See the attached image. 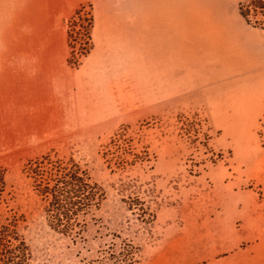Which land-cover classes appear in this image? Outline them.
<instances>
[{
    "label": "rangeland",
    "instance_id": "1",
    "mask_svg": "<svg viewBox=\"0 0 264 264\" xmlns=\"http://www.w3.org/2000/svg\"><path fill=\"white\" fill-rule=\"evenodd\" d=\"M246 3L0 0V264H264V71L227 80L264 65ZM75 169L105 225L79 257L47 219Z\"/></svg>",
    "mask_w": 264,
    "mask_h": 264
},
{
    "label": "trees",
    "instance_id": "2",
    "mask_svg": "<svg viewBox=\"0 0 264 264\" xmlns=\"http://www.w3.org/2000/svg\"><path fill=\"white\" fill-rule=\"evenodd\" d=\"M252 12L264 16V0H247L246 4L240 6V14L249 25H251L249 15ZM254 27L264 29V24L258 23ZM78 173L79 171L75 169V172L66 176V180L58 184L60 191L54 194L52 209L48 212V222L63 235H80L89 225L94 212L99 210L103 203L102 197L97 195V189ZM121 255L122 252L110 247L102 252L101 263L108 264L109 261L118 260ZM28 257V250L17 247L10 253L8 261L13 264H27Z\"/></svg>",
    "mask_w": 264,
    "mask_h": 264
},
{
    "label": "flooded vegetation",
    "instance_id": "3",
    "mask_svg": "<svg viewBox=\"0 0 264 264\" xmlns=\"http://www.w3.org/2000/svg\"><path fill=\"white\" fill-rule=\"evenodd\" d=\"M91 224H93L94 226H97L100 230H102L103 228H105V225H104V222L102 221V220H98V219H94V218H92V220L89 222V225L86 227V229L80 234V235H78V236H73V241H74V243H76V244H74L75 246L76 245H78L79 244V242H78V240H81V241H83L82 242V244H83V248L81 249L82 251H80V252H78V257L79 256H81L82 254H83V251L86 249V246H87V244H88V240H87V237H86V235H87V233H88V231H89V229H90V227H91ZM98 236H99V239L100 240H104V237H103V234L102 233H100V232H98V234H97ZM66 236H69V235H66ZM97 239H98V237H96ZM118 238H120V237H118ZM125 246H128V244H126ZM110 247H115L116 248V250H118V251H120V252H123L125 249H123V247H120L119 249H118V245L117 244H115V243H111L110 245H108V246H106L104 249H103V251H106V250H108ZM102 251V252H103ZM100 258V257H99ZM100 261V260H99ZM101 262V261H100Z\"/></svg>",
    "mask_w": 264,
    "mask_h": 264
},
{
    "label": "crops",
    "instance_id": "4",
    "mask_svg": "<svg viewBox=\"0 0 264 264\" xmlns=\"http://www.w3.org/2000/svg\"><path fill=\"white\" fill-rule=\"evenodd\" d=\"M262 71H264V65L263 66H261V67H258V68H256V70H254V71H252V72H249V73H246V74H242V75H239V76H234V77H230L229 79H227V80H233V79H238V78H242V77H244V76H248V75H251V74H253V73H256V72H262ZM225 82V81H224ZM219 84H222V83H213L212 85H219Z\"/></svg>",
    "mask_w": 264,
    "mask_h": 264
},
{
    "label": "water",
    "instance_id": "5",
    "mask_svg": "<svg viewBox=\"0 0 264 264\" xmlns=\"http://www.w3.org/2000/svg\"><path fill=\"white\" fill-rule=\"evenodd\" d=\"M63 23H66V19H63Z\"/></svg>",
    "mask_w": 264,
    "mask_h": 264
}]
</instances>
